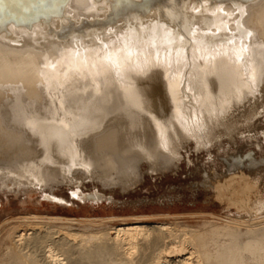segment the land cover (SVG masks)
Returning <instances> with one entry per match:
<instances>
[{
	"label": "bare ground",
	"instance_id": "1",
	"mask_svg": "<svg viewBox=\"0 0 264 264\" xmlns=\"http://www.w3.org/2000/svg\"><path fill=\"white\" fill-rule=\"evenodd\" d=\"M129 61L145 71L121 80L94 67ZM258 95L264 0H0V188L51 190L76 173L119 184L137 158L163 165L151 160ZM80 121L102 127L82 132ZM247 214L204 232L162 222L89 233L21 217L0 264H264V214Z\"/></svg>",
	"mask_w": 264,
	"mask_h": 264
},
{
	"label": "rangeland",
	"instance_id": "2",
	"mask_svg": "<svg viewBox=\"0 0 264 264\" xmlns=\"http://www.w3.org/2000/svg\"><path fill=\"white\" fill-rule=\"evenodd\" d=\"M255 98L247 103V112L237 109L240 113L235 111L233 119L201 140L188 139L169 158L151 160L163 165L152 168L150 161L137 158L131 177L119 179L123 185L102 186L94 174L76 173L72 183L61 182L51 190L1 187L0 258L4 246H10L1 240L23 223L18 222L21 217L37 215L54 227L89 233L127 223L162 222L204 232L211 225L247 220L250 210L264 214V97ZM77 190L97 191L104 197L98 202L80 201L73 195ZM48 193L58 200H46ZM83 219L90 224H82Z\"/></svg>",
	"mask_w": 264,
	"mask_h": 264
},
{
	"label": "snow or ice",
	"instance_id": "3",
	"mask_svg": "<svg viewBox=\"0 0 264 264\" xmlns=\"http://www.w3.org/2000/svg\"><path fill=\"white\" fill-rule=\"evenodd\" d=\"M94 67H98L100 70L107 72L110 75L119 77L121 80L128 79L130 75L141 74L145 71L144 69H141V68L132 67L130 61L128 62L127 68L119 62L114 63V64H102L99 66L94 65ZM97 74H99V72ZM61 99H63V97H61ZM134 106L139 107V105H134ZM59 107H64V105H60ZM61 123L63 122L61 121ZM26 126L29 129H32L33 131L37 127H42L40 122L32 121V120L28 121ZM64 126L67 127V125H64ZM78 127L80 128L82 132H90V131H97L100 127H102V125L93 124V123H85L84 121H80L78 124ZM160 139H161V143L159 147H161L165 152H167L168 151L167 142L164 140L163 135H161ZM140 150L143 151L142 148Z\"/></svg>",
	"mask_w": 264,
	"mask_h": 264
}]
</instances>
